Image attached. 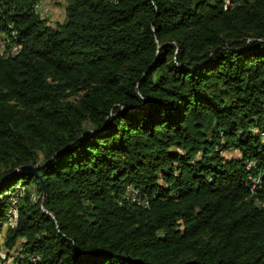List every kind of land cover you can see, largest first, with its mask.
Here are the masks:
<instances>
[{
  "label": "trees",
  "instance_id": "16d2710c",
  "mask_svg": "<svg viewBox=\"0 0 264 264\" xmlns=\"http://www.w3.org/2000/svg\"><path fill=\"white\" fill-rule=\"evenodd\" d=\"M232 1L0 0V264H264V0Z\"/></svg>",
  "mask_w": 264,
  "mask_h": 264
},
{
  "label": "rangeland",
  "instance_id": "374dc122",
  "mask_svg": "<svg viewBox=\"0 0 264 264\" xmlns=\"http://www.w3.org/2000/svg\"><path fill=\"white\" fill-rule=\"evenodd\" d=\"M69 3V0H41V11L42 15L46 16L48 25L53 28H56L57 25H60L64 22L65 19V6ZM227 157H236L238 156L237 152L224 153ZM36 198V197H35ZM10 219L11 216H8ZM13 223V219H11ZM5 264H16L12 259L8 260Z\"/></svg>",
  "mask_w": 264,
  "mask_h": 264
},
{
  "label": "bare ground",
  "instance_id": "6f19581e",
  "mask_svg": "<svg viewBox=\"0 0 264 264\" xmlns=\"http://www.w3.org/2000/svg\"><path fill=\"white\" fill-rule=\"evenodd\" d=\"M225 3H227L228 1L230 0H224ZM232 1V0H231ZM233 2V1H232ZM224 3V4H225ZM228 5V4H227ZM42 10V9H41ZM37 11V10H36ZM42 16V15H41ZM2 35V34H1ZM12 37L14 38V33L12 32ZM9 38L5 37V35L3 34L0 38V54L4 53L5 50H8L7 47H8V44H9ZM18 52V49L16 47H13L12 48V53L16 54ZM7 54V53H6ZM5 55V54H4ZM12 55V54H11ZM3 56V55H2ZM252 166V164H249L248 165V168H250ZM253 182H255V184H258V181L256 180H252ZM32 261H35V259H31Z\"/></svg>",
  "mask_w": 264,
  "mask_h": 264
},
{
  "label": "water",
  "instance_id": "95a60500",
  "mask_svg": "<svg viewBox=\"0 0 264 264\" xmlns=\"http://www.w3.org/2000/svg\"><path fill=\"white\" fill-rule=\"evenodd\" d=\"M46 164H47V162L44 163V164L41 166V168H43ZM21 170H22L25 174H27V175H31V176L38 177L39 181H40L41 184L43 185L42 177H41V176H38V174H37V168H36V167H34V166H32V165H28V166H24V167H22ZM44 194H45V193H44Z\"/></svg>",
  "mask_w": 264,
  "mask_h": 264
},
{
  "label": "built area",
  "instance_id": "2783aa9c",
  "mask_svg": "<svg viewBox=\"0 0 264 264\" xmlns=\"http://www.w3.org/2000/svg\"><path fill=\"white\" fill-rule=\"evenodd\" d=\"M232 1L230 2V5H231ZM11 217H14V216H11Z\"/></svg>",
  "mask_w": 264,
  "mask_h": 264
}]
</instances>
